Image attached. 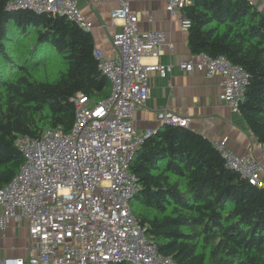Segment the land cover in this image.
<instances>
[{"label": "trees", "instance_id": "1", "mask_svg": "<svg viewBox=\"0 0 264 264\" xmlns=\"http://www.w3.org/2000/svg\"><path fill=\"white\" fill-rule=\"evenodd\" d=\"M8 1L0 0V186L22 163L18 136L69 131L72 98L95 103L111 89L89 30L65 15L9 10ZM181 11L191 53L223 55L247 72L239 113L264 143V14L250 0H191ZM129 169L138 181L131 210L159 253L175 264H264V188L225 166L209 138L161 124Z\"/></svg>", "mask_w": 264, "mask_h": 264}, {"label": "built area", "instance_id": "2", "mask_svg": "<svg viewBox=\"0 0 264 264\" xmlns=\"http://www.w3.org/2000/svg\"><path fill=\"white\" fill-rule=\"evenodd\" d=\"M130 0H120L109 12L121 21L111 37L114 57L99 49L93 54L99 69L110 81L107 97L91 103L86 95L72 98L75 120L69 131L45 127L37 136L20 135L16 143L23 160L16 175L0 186V229L9 220L27 221L25 256L0 258V264H175L159 253L146 237L130 207L138 190L129 164L137 146L152 128L135 133L133 114L149 96L148 77L157 70L164 76L171 64L144 63L157 56L163 45L171 47L166 34L157 29L139 31L138 16ZM191 0H166L174 13ZM29 8L38 13L65 15L91 30L75 0H10L7 9ZM182 27L189 26L183 15ZM185 71L198 70L206 77H222L221 99L239 113L248 80L247 72L223 55L199 53L195 60L179 59ZM159 123L190 126L191 117L169 108L156 112ZM225 166L253 185L264 188L263 165L251 155L227 148L225 139L215 144ZM264 157V151L261 152Z\"/></svg>", "mask_w": 264, "mask_h": 264}, {"label": "crops", "instance_id": "3", "mask_svg": "<svg viewBox=\"0 0 264 264\" xmlns=\"http://www.w3.org/2000/svg\"><path fill=\"white\" fill-rule=\"evenodd\" d=\"M83 17L92 23L90 30L94 48L105 56L114 57L112 35L121 28L120 20L110 18L111 9L120 0H75ZM264 14V0H250ZM129 9L138 16L139 31H163L171 47L163 45L157 56L146 55L144 63L171 64L170 71L162 76L157 70L148 77L150 93L144 104L136 107L132 122L135 133L156 128V112L169 108L191 117L190 127L209 138L214 144L225 139L227 148L239 155H251L264 169V143H259L240 113L232 112L221 99L222 77H206L198 70L185 71L177 64L179 59L197 58L187 43V28L182 27L183 12L170 13L166 0H130ZM264 177V171H263ZM27 221L9 220L0 229V258L25 256L28 243Z\"/></svg>", "mask_w": 264, "mask_h": 264}, {"label": "water", "instance_id": "4", "mask_svg": "<svg viewBox=\"0 0 264 264\" xmlns=\"http://www.w3.org/2000/svg\"><path fill=\"white\" fill-rule=\"evenodd\" d=\"M245 100V98H243V100L242 101H244ZM160 125L162 124V123H159Z\"/></svg>", "mask_w": 264, "mask_h": 264}]
</instances>
